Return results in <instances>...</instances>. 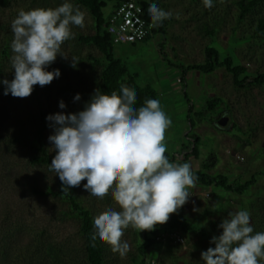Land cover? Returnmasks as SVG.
Returning a JSON list of instances; mask_svg holds the SVG:
<instances>
[{
	"label": "rangeland",
	"instance_id": "374dc122",
	"mask_svg": "<svg viewBox=\"0 0 264 264\" xmlns=\"http://www.w3.org/2000/svg\"><path fill=\"white\" fill-rule=\"evenodd\" d=\"M62 2L0 0V80L14 77L10 62L11 24L18 12L55 8ZM71 2L85 13V24L83 28L73 26L74 38L62 45L61 51L68 59L58 56L49 68H59L61 76L44 87L34 86L26 98L4 95V85L0 84V245L6 248L5 255H0V264H56V256H60L62 264L85 262L80 223L70 204L53 195L33 193L34 189L56 193L59 177L48 167L31 163L35 154L32 147L42 129L48 153L52 159L55 155L48 139L53 129L43 113L83 110L94 90L100 89L104 56L95 46L79 41L80 36L95 33L93 17L75 0ZM161 3L160 8L173 13L166 33L134 45H114V53L130 74L138 76L141 86L150 85L159 93L161 106L172 120L165 132V154L173 158L172 162H189L194 173L224 175L232 185L245 184L255 174L264 172V85L237 87L226 67H219L212 74L196 70L185 74L182 66L204 63L210 47L218 50L222 61L231 57L236 66H245L247 74L264 73V43L245 39L251 30L250 20L239 22L233 0H215L211 9L205 8L202 0ZM115 6L108 2L106 16ZM210 30L214 35L209 34ZM72 57L78 60L76 67L72 66ZM78 93L81 100L75 101ZM216 97L221 99L220 105L211 111L207 102ZM61 100L67 105L65 109L59 108ZM191 119L195 123L193 129ZM195 136L200 138L198 153L191 154ZM187 154H191L188 160ZM85 183L86 180L71 190L94 217L106 208L119 210L110 195L103 199L93 197L83 188ZM188 191V201L178 211L192 224L202 225L209 232L206 238L201 232L186 236L178 229L162 228L156 238L161 246L149 248L144 258L140 247L145 230L129 227L121 238L129 244L125 257L113 253L111 246L102 242L106 264H204L201 253L215 247L211 238L221 234L218 226L230 212L248 210L252 225L256 212L264 215L262 175L241 195L196 182ZM51 248L54 253L49 251ZM260 264H264V259Z\"/></svg>",
	"mask_w": 264,
	"mask_h": 264
},
{
	"label": "clouds",
	"instance_id": "9594fccd",
	"mask_svg": "<svg viewBox=\"0 0 264 264\" xmlns=\"http://www.w3.org/2000/svg\"><path fill=\"white\" fill-rule=\"evenodd\" d=\"M215 0H202L205 8ZM148 15L158 26L173 13L152 3ZM85 13L71 0L55 8L21 9L12 21L11 66L14 77L0 80L4 95L26 98L34 86L44 87L61 76V70H49L62 51L65 41L74 38L73 26L83 28ZM72 66L78 60L71 58ZM75 101L81 100L78 93ZM136 91L121 84L110 94L99 88L75 113L57 112L46 120L53 129L49 142L55 155L49 171L62 182L63 192L79 187L93 197L106 196L118 204L119 210L106 208L93 219V242L111 246L121 258L129 251L122 240L129 227L153 230L168 222L170 215L182 208L190 196L188 189L197 177L189 162H170L165 155L166 130L172 120L157 99H146L139 107ZM61 100L59 108L65 109ZM246 209L230 212L219 224L222 232L213 236L209 247L201 253L204 264H260L264 259V232H255Z\"/></svg>",
	"mask_w": 264,
	"mask_h": 264
},
{
	"label": "trees",
	"instance_id": "16d2710c",
	"mask_svg": "<svg viewBox=\"0 0 264 264\" xmlns=\"http://www.w3.org/2000/svg\"><path fill=\"white\" fill-rule=\"evenodd\" d=\"M78 5L88 9L94 20L95 33L92 35L80 36L79 41L83 44L95 46L104 56L103 63L104 68L101 73V84L100 89L106 94H110L112 91H118L121 84H125L136 91L137 104L135 107H139L143 104L146 99H157L160 101L159 93L150 85L141 86L137 81L138 76L129 73L127 65L114 53V41L110 33L108 32V16L105 14V8L108 2H114L117 7L124 0H75ZM143 7L145 8L146 14L148 15V7L150 4L155 3L161 7V0H141ZM238 7V20L239 22H246L250 20V33L249 36L245 37L246 40H255L264 43V0H233V5ZM232 7V6H231ZM150 19V18H149ZM171 22V19L163 21L162 24L158 25L153 29V35L147 36L142 41H148L152 37L158 34L166 33V26ZM209 34L214 35L213 31L210 30ZM139 42V43H142ZM136 44V43H135ZM134 45V44H133ZM205 62L202 64H196L189 67H183V73L186 74L187 70H196L205 74L214 73L219 67H226L228 72L233 75L234 83L237 87L250 88L254 85H264V73L247 74V68L245 66H236L234 59L229 57L222 61L220 59V53L215 48L208 47L205 53ZM97 64L100 61L96 60ZM1 72V67H0ZM184 74V76H185ZM184 80V79H183ZM221 102L220 98H212L207 102V106L211 111H214ZM48 116L47 113H43V118ZM195 127L194 121L190 120V128ZM44 129L39 133L37 138V144L32 147L35 151L34 157L31 160L33 165H40L49 168L52 158L50 157L46 145L44 143ZM195 146L191 154L198 153V145L200 142L199 136H195ZM191 154H187L185 159L188 160ZM169 161L172 162V157L165 154ZM172 158V159H171ZM197 180L196 183H201L206 187L215 186L217 188L224 189L226 191L234 192L237 194H244L248 192L253 185L258 181V176H264V172L255 174L252 179L245 184L232 185L229 183L228 178L224 175L213 177L205 172L195 173ZM34 195H41L42 197H49L53 195L55 198L66 201L70 204L72 209L75 211L74 216L79 220L80 232L84 239V264H106L105 259V247L102 242H93L91 237L94 235L93 230V219L94 216L90 210L85 208L79 199H77L72 190H65L63 192V186L60 179L58 180V191L56 193L42 192L39 189H34ZM71 209V210H72ZM255 222L253 224L255 232H264V215H260L259 212L255 213ZM168 230H180L182 234L189 235L190 233H200L202 238H206L209 232L202 226L192 224L187 217L181 212L177 211L170 215L167 223L157 225L153 230H145L143 234L144 244L140 247V253L142 257H146V253L149 248L155 245L161 246V243L157 242V235L161 232ZM5 246L0 245V255H5ZM52 253L55 251L49 249ZM24 252V250H20ZM8 254V253H7ZM56 264H62L60 256H56ZM144 264V262L142 263Z\"/></svg>",
	"mask_w": 264,
	"mask_h": 264
},
{
	"label": "built area",
	"instance_id": "2783aa9c",
	"mask_svg": "<svg viewBox=\"0 0 264 264\" xmlns=\"http://www.w3.org/2000/svg\"><path fill=\"white\" fill-rule=\"evenodd\" d=\"M108 23L107 30L116 45L142 42L157 27L151 24L141 0H124L112 12Z\"/></svg>",
	"mask_w": 264,
	"mask_h": 264
},
{
	"label": "crops",
	"instance_id": "0c3cea01",
	"mask_svg": "<svg viewBox=\"0 0 264 264\" xmlns=\"http://www.w3.org/2000/svg\"><path fill=\"white\" fill-rule=\"evenodd\" d=\"M115 8H116V7H115ZM115 8H114V10H115ZM114 10L110 11V13L108 14V18L110 17V15L112 14V12H113Z\"/></svg>",
	"mask_w": 264,
	"mask_h": 264
},
{
	"label": "flooded vegetation",
	"instance_id": "af4514ba",
	"mask_svg": "<svg viewBox=\"0 0 264 264\" xmlns=\"http://www.w3.org/2000/svg\"><path fill=\"white\" fill-rule=\"evenodd\" d=\"M221 120L223 121V119H221ZM222 121H221V122H222Z\"/></svg>",
	"mask_w": 264,
	"mask_h": 264
}]
</instances>
